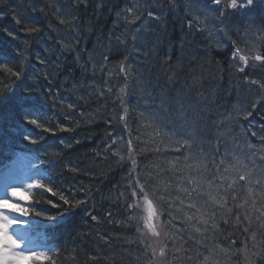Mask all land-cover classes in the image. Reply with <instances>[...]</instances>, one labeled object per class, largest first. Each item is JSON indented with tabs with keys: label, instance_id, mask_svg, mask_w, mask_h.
<instances>
[{
	"label": "trees",
	"instance_id": "1",
	"mask_svg": "<svg viewBox=\"0 0 264 264\" xmlns=\"http://www.w3.org/2000/svg\"><path fill=\"white\" fill-rule=\"evenodd\" d=\"M253 9L257 12H235L229 28L253 30L264 51L257 31L264 27V8ZM188 10L186 3L168 0H0V48L11 53L0 55V63L22 71L19 80L0 72V157L14 151L8 149L24 135L32 111L47 119H36L35 134L25 138L40 147L51 174L46 182L58 181L52 186L58 197L45 194L44 203L37 202L66 222L53 264H154L140 234L143 215L134 208L129 182L134 170L162 217L166 264H202L209 253L215 264H264L259 188L249 198L252 185L238 181L240 191L231 193L236 201L226 195L229 207L217 217L207 202L200 207L194 199L196 208H189L182 191L190 173L210 176L213 160L225 154L248 153L242 159L253 161L248 164L253 180L264 171V142L254 143L253 131L239 126L242 114L255 128L264 125V90L258 95L256 85L245 83H264V66L235 75L230 62L236 43L226 47L191 24ZM149 12L156 19L138 35L136 26ZM212 13L216 20L228 18L220 9ZM134 14L139 19L128 23ZM249 110L253 114L246 117ZM177 140L191 144V151L185 152L187 144L177 150ZM138 160L149 161L144 176ZM231 226L217 236L218 229Z\"/></svg>",
	"mask_w": 264,
	"mask_h": 264
},
{
	"label": "snow or ice",
	"instance_id": "2",
	"mask_svg": "<svg viewBox=\"0 0 264 264\" xmlns=\"http://www.w3.org/2000/svg\"><path fill=\"white\" fill-rule=\"evenodd\" d=\"M211 4L214 6H221V8H231V9H237L240 7H248L251 6L254 2V0H227V3H224V0H210ZM117 16H120V13L118 12L116 14ZM149 16H151V13H149ZM207 18V17H206ZM139 16L135 15L131 20L128 21V23H134L135 20H138ZM158 19V18H157ZM62 24L65 23L64 20L60 21ZM17 23H19V20H17ZM203 23V21H201ZM38 28H32L29 29V31H38ZM6 31V34L13 39H15V34L10 31ZM258 34L260 35L261 39L259 43L261 44V47L264 48V27L259 28ZM118 42L120 44H123L124 41L121 40L119 37L117 38ZM133 40L136 39L135 36L132 37ZM235 44V42H233ZM249 51L251 52V49L249 48ZM6 49L0 48V55H10ZM232 60H231V66L240 65L238 68V71L240 73H244L245 68L249 67L250 61L251 65L254 67L256 65V62H260L262 66H264V51H255L251 52V54H244L242 49L238 46L234 47L232 50ZM43 63V61H41ZM121 71H125L124 69H121ZM0 72L6 74L7 78H14L15 80H19L22 77V71L20 69H14V67L10 66L9 64L0 63ZM129 73L125 71V75H128ZM11 82V80H10ZM246 85L257 86V94H260V90H264V83L252 79V80H246ZM109 91H111L109 89ZM120 92L123 93L124 89L121 88ZM71 107V105H69ZM251 108H254L255 105H250ZM125 112L127 109L124 110ZM252 111L249 110L246 112V117L252 116ZM33 125H38L39 123L36 120L30 121ZM50 129L45 128L44 131H49ZM255 135V133H253ZM217 140L221 139V137L218 135ZM191 139V137H190ZM131 141H129V144ZM175 144L177 146V150H179L180 147H184L187 144V147H185V152H190L192 145L188 144L185 140H177L175 141ZM215 151H219V146H217ZM249 154L246 152H241L239 156H236L234 158H229L227 154L222 159L219 160H213L212 162V173L208 177L207 182H202L203 177H200L199 179H194V176H198L199 173L192 174L190 173L188 177L185 179V183L188 184V188L183 189L184 197L189 201V208H196V204L192 203L194 199L199 200L200 197L206 196L208 200H212L214 203H222L224 202L223 196H220L219 192V186L221 183L226 185V188H224V195L230 196L231 200L233 202L236 201V196L231 195L233 192H239L240 187L238 186V181H244L246 185H252V187L247 188V194L249 198H251L253 194V188H259L260 189V198L262 201V207H264V171H262L259 176L253 180V173L249 170L248 164H252L253 161L251 159L247 160V163L245 162V159H242V157L246 158ZM189 157L185 156L183 163L186 165L188 169H191L192 165L187 164ZM262 163H264V160H262ZM136 161L132 160V165L135 167ZM183 169H181V173H183ZM232 176H235L236 179H232ZM221 177H223V180H221ZM135 183L139 184V189H133L132 195L135 196L136 192L139 191L142 195V202H136L134 206L136 207H143L144 212L146 215L142 216L143 225L145 228L151 231L152 235L155 237H159L161 235L160 232L156 230V226L153 223V218L156 216V210L153 205V201L149 199L148 193L144 191V184H140L139 180H135ZM215 185V188L213 187ZM234 185L236 187H234ZM28 188H36V189H44L45 184L41 183L39 181L31 184L28 186ZM201 188H205L206 191L204 193L200 192ZM22 192V188H12L10 190L11 197L15 198ZM48 193H52V188H47ZM55 194V193H53ZM171 195V193H168ZM215 194V195H214ZM215 196H219V199H215ZM60 200L64 201L65 204L69 203L63 195L60 196ZM207 201L202 202L200 204V207H204ZM248 201H245V204H247ZM243 207V205H241ZM252 207L255 209V200L252 201ZM199 211V209H196ZM6 211H11L14 213H19L24 216H27L30 214V209L28 207H24L17 203H12L9 199H3L0 200V264H25V262H36L40 261L42 259H46L51 264V257H48L45 253L40 252H34V251H23L21 250L23 248V244L15 239L13 235L10 234V228L14 225L19 223L16 220L10 219L8 215L5 214ZM40 213H37L39 215ZM211 218V217H210ZM92 219H96L95 216L92 217ZM189 220L192 219V217H188ZM199 219V217L197 218ZM264 219V211H261L259 216H257V220ZM203 223L206 225L207 221H203ZM206 231V229H205ZM247 231V229H245ZM196 233L201 232L200 227L195 228ZM253 239H255V236H253ZM183 246L181 245V248ZM156 249H152V255H156ZM159 256L164 257L165 256V249L161 247L159 249ZM202 264H215L214 260L212 259L211 253L209 255L203 257Z\"/></svg>",
	"mask_w": 264,
	"mask_h": 264
},
{
	"label": "rangeland",
	"instance_id": "3",
	"mask_svg": "<svg viewBox=\"0 0 264 264\" xmlns=\"http://www.w3.org/2000/svg\"><path fill=\"white\" fill-rule=\"evenodd\" d=\"M170 1L173 2V3L175 2V0H170ZM254 2L263 3L264 0H254ZM224 3L226 4L227 0H224ZM186 6L189 8L188 11H191V13L194 16L193 18L191 17L192 19H195V20L199 21V23L201 21H203L202 24H206L207 23L211 27L215 26V22L216 21L214 20V16H213V13H212L211 10L216 9L217 6L212 5L210 0H203L200 4H197V6H194L192 1L188 0L187 3H186ZM228 9H231V8H228ZM228 9L222 8L223 12L228 11ZM247 43H248V39H247ZM142 199L143 198H141L139 202H142ZM139 209L140 210L142 209L144 215H146V213L144 212L143 207H139ZM153 223L156 226V230L158 232H160L161 235L159 237H155V236L152 235L151 231L148 230L145 227H144V233L150 239L153 248L157 250L160 247V243H161L160 239H161L162 234H163V229L161 227L160 217H159V214L157 213V211H156V216L153 218ZM157 252L158 251H156V254H157ZM246 264H249V263H246Z\"/></svg>",
	"mask_w": 264,
	"mask_h": 264
},
{
	"label": "bare ground",
	"instance_id": "4",
	"mask_svg": "<svg viewBox=\"0 0 264 264\" xmlns=\"http://www.w3.org/2000/svg\"><path fill=\"white\" fill-rule=\"evenodd\" d=\"M241 11V10H240ZM236 12H238V11H236ZM242 13L244 12V11H241ZM175 26V25H174ZM160 27L162 28L163 26H161L160 25ZM150 31L151 32H154V28H151L150 29ZM139 65V64H138ZM228 66H229V64H228ZM240 67V65H236V66H232V68H235L236 69V71H235V75L236 74H239V75H241V74H246V73H248V71H247V68H245V71H244V73H240L239 71H238V68ZM149 70H152V71H155V67H153V68H151V69H149ZM138 72H140V73H144L143 71H138ZM262 98V96L260 95V99ZM177 109H178V107L177 106H175L174 107V110H175V113H177L178 111H177ZM233 112V110L231 109V110H228V113L229 114H231ZM244 114H245V112H244ZM254 122V121H253ZM258 122V121H257ZM239 126L240 127H242V128H248L249 130H252L253 131V133H255V135H254V143H260V142H264V125L263 124H261V127H258L259 129H257V128H255V127H257V126H255L254 125V123H250V121H248V120H246L244 117H243V114H242V121L240 120V122H239ZM138 162H139V160H138ZM81 206V205H80ZM225 219V218H224ZM232 226L231 227H229V228H227V227H224V228H220V229H218V234L219 235H217V236H221V234H225V233H227V231L230 229V231L232 230ZM234 231V230H233ZM229 234H232V232H230Z\"/></svg>",
	"mask_w": 264,
	"mask_h": 264
}]
</instances>
